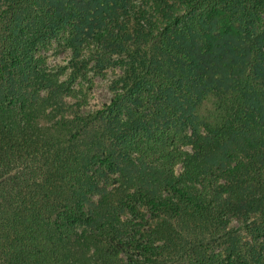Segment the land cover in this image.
Masks as SVG:
<instances>
[{
    "label": "trees",
    "instance_id": "16d2710c",
    "mask_svg": "<svg viewBox=\"0 0 264 264\" xmlns=\"http://www.w3.org/2000/svg\"><path fill=\"white\" fill-rule=\"evenodd\" d=\"M0 264H264V0H0Z\"/></svg>",
    "mask_w": 264,
    "mask_h": 264
},
{
    "label": "rangeland",
    "instance_id": "374dc122",
    "mask_svg": "<svg viewBox=\"0 0 264 264\" xmlns=\"http://www.w3.org/2000/svg\"><path fill=\"white\" fill-rule=\"evenodd\" d=\"M66 52L57 53L55 51L49 50L44 53L47 57L46 62L49 66H52L53 63H59L63 61ZM116 73L117 70H114ZM113 72L107 70L102 76L94 75L92 72H89L87 77L91 80V89L87 92L89 98L87 99V105L82 109L83 112H88L92 109L98 108L101 104L106 103L110 97L108 91V83L112 78ZM85 84V83H84ZM86 84L84 85V87ZM236 222H231V226H236Z\"/></svg>",
    "mask_w": 264,
    "mask_h": 264
}]
</instances>
